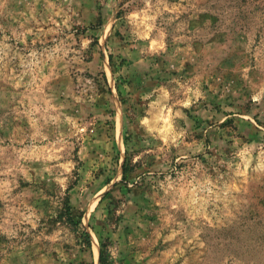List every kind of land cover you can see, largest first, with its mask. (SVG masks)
<instances>
[{
	"label": "rangeland",
	"instance_id": "rangeland-1",
	"mask_svg": "<svg viewBox=\"0 0 264 264\" xmlns=\"http://www.w3.org/2000/svg\"><path fill=\"white\" fill-rule=\"evenodd\" d=\"M102 248L264 264V0H0V264Z\"/></svg>",
	"mask_w": 264,
	"mask_h": 264
},
{
	"label": "trees",
	"instance_id": "trees-1",
	"mask_svg": "<svg viewBox=\"0 0 264 264\" xmlns=\"http://www.w3.org/2000/svg\"><path fill=\"white\" fill-rule=\"evenodd\" d=\"M124 172H126V168H125V167H124ZM85 233H86V232H85ZM86 236H87V238H88V243H89V245H91V238H90V235H88V234L86 233ZM100 262H101V264H109V263H108V259H107V255H106V252H105L104 248H102L101 251H100Z\"/></svg>",
	"mask_w": 264,
	"mask_h": 264
}]
</instances>
